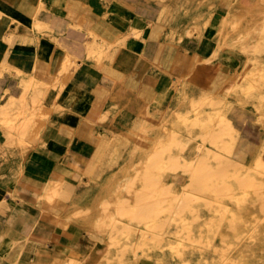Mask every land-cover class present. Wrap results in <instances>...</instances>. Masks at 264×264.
<instances>
[{"label": "bare ground", "instance_id": "6f19581e", "mask_svg": "<svg viewBox=\"0 0 264 264\" xmlns=\"http://www.w3.org/2000/svg\"><path fill=\"white\" fill-rule=\"evenodd\" d=\"M158 20L162 38L184 42L209 36L218 48L241 54L240 63L214 91L207 90L213 83H201L195 74L189 82L174 85L164 112L136 98L119 70L120 81L95 125L97 134L108 127L121 136L109 163L112 179H103L102 191L89 175L87 181L79 179L77 186L85 182L86 187L75 195L66 217L89 224L97 246L93 264H141L139 259L156 264H264V0L250 7L230 0H164ZM123 41L94 35L85 45L83 61L100 69L112 67L114 51ZM144 43L141 36L139 50ZM72 66L77 67L76 61L65 52L51 83L36 74L40 68L31 74L17 70L23 93L0 100L15 111L10 114L15 123L4 127L5 138L15 134L33 139L40 133L46 138L52 126L47 123L70 125V113L60 100L70 87ZM251 113L263 132L257 151L245 162L233 150L240 122ZM192 143L195 151L188 155ZM30 149L27 145L20 154ZM15 160L13 167L18 168L17 155ZM177 173L182 183L173 178ZM63 185L54 173L31 198L57 214Z\"/></svg>", "mask_w": 264, "mask_h": 264}, {"label": "crops", "instance_id": "0c3cea01", "mask_svg": "<svg viewBox=\"0 0 264 264\" xmlns=\"http://www.w3.org/2000/svg\"><path fill=\"white\" fill-rule=\"evenodd\" d=\"M163 3L0 0V100L9 94L19 98L23 93L17 70L31 74L40 68L38 76L51 83V74H57L65 52L77 63L68 75L70 87L60 100L70 113L69 126L50 127L46 138L43 134L39 137L41 146L30 150L18 168L13 167L17 154L10 149V138L0 130V264L25 262L32 250L29 248L45 251L44 243L48 248L62 243L81 246L78 227L65 225L52 212L40 208L31 194L54 173L77 172L69 170V164L87 169L99 142L95 123L118 82L115 70L124 74L136 98L164 112L172 102L174 85L201 74L213 81L207 90L214 91L238 65L237 51L218 48L206 36L184 42L162 38L158 18ZM94 35L112 42L124 39L114 51L112 67L100 69L83 61L85 45ZM141 36L145 43L139 50ZM4 67L7 69L1 73ZM82 144L86 150L80 149Z\"/></svg>", "mask_w": 264, "mask_h": 264}, {"label": "rangeland", "instance_id": "374dc122", "mask_svg": "<svg viewBox=\"0 0 264 264\" xmlns=\"http://www.w3.org/2000/svg\"><path fill=\"white\" fill-rule=\"evenodd\" d=\"M230 1H231V4L237 1H240V3L243 6L250 7L254 5L257 0H230ZM218 13L221 14V11H219ZM206 37L211 39L212 42L216 43V41L213 38L209 36H206ZM108 42H112V41H108ZM121 45H123V43ZM216 46L218 45L216 44ZM240 60H241V54H240ZM240 60L238 64L240 63ZM115 71L117 73V81H118L117 85H118L120 81L119 71L118 70H115ZM231 73L228 75V78L231 76ZM36 74H38V72ZM196 75H197L196 76L197 78H200L199 80L201 83L211 82L210 80H208V78L206 77L204 78L201 74H196ZM211 83H213V81ZM65 92L66 91L64 90L61 94H65ZM133 105L134 104L130 103L129 108L134 107ZM12 111L10 110V103H0V130L1 129L4 130V127L6 125L8 124L10 125V121L15 123V120L13 118H10V114L15 112V111L14 112ZM129 113H132V109H130ZM50 116H52V114H50ZM49 119L51 120V118ZM240 123H241L240 125L241 133L235 144V147L233 150V156L236 158H240L241 160H244L245 162H249L254 156V153L257 151L261 143L263 127L261 123L257 121V117L253 115V113L249 114L246 117V119L242 120ZM47 124L52 125V126H49V128L56 127V125H53L50 123H47ZM96 124L97 123H95V125ZM66 126H69V125H59L58 127L65 128ZM41 135L42 133H40L39 136L34 137L33 139L27 136H19L15 134L10 137V149L16 151L15 154H17L19 161H21L20 165H22L23 162L28 157L24 153H23L24 155L23 154L21 155L20 150L26 147L27 145L29 148H31L30 150L39 148L41 146L40 141H39V137ZM98 135H99V142L95 147V156L92 159V161L89 163L87 169L82 171L79 168H76L73 165L69 164V170L76 169L77 172L68 171V172H63L62 174H60V177L62 178V181L64 184L63 185L64 198H63V202L59 204L60 210L57 214L50 211L52 209L42 208L38 204V201L33 199L37 203V205L40 206V208L47 210L49 212H52V214L60 218L64 222L65 225L70 224V223L75 224L78 227L79 232L81 234V239H82L81 246L78 247L77 245L75 246L71 244L62 243L59 245L57 244L58 246L57 248H54V247L48 248L45 246V251L40 247L35 248L34 251H31L30 254L25 257V262L19 258L20 264L22 263L23 264H93V261L95 260L94 256L96 252L95 247L97 246H95V243L93 241L94 239L88 233L89 224L87 222H82L80 224L74 223L70 219H68L66 216H67L68 210H70V207H69L70 203L75 197V195L77 193L78 194L81 193L86 187L85 182H83V185L81 187L77 186V182L79 179L87 181V178H88L87 176L89 175L91 178L95 179L98 182V189H100V191H102L101 185H102L103 179L104 178L109 179V180L112 179L110 177L111 175H113L112 173L113 171H112V167H109V163L114 160L115 154L120 146L119 139L121 136L118 132L115 133L108 127H102ZM80 149L86 150V145L82 144ZM186 151L189 153L188 155H192L195 151L194 143L190 144L187 147ZM117 174L120 175L121 172L119 171L117 172ZM173 178H176L177 182L179 183L183 182V176L179 175L178 173ZM85 205L87 207H90V209L93 210V208H91L92 207L91 205L93 204L87 203ZM139 260L141 264H156L151 259H146V260L139 259Z\"/></svg>", "mask_w": 264, "mask_h": 264}]
</instances>
